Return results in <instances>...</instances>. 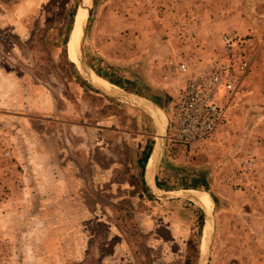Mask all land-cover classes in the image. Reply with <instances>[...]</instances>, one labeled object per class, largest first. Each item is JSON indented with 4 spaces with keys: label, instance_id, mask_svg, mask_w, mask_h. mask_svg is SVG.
<instances>
[{
    "label": "rangeland",
    "instance_id": "374dc122",
    "mask_svg": "<svg viewBox=\"0 0 264 264\" xmlns=\"http://www.w3.org/2000/svg\"><path fill=\"white\" fill-rule=\"evenodd\" d=\"M84 1L88 71L67 47L80 0H0V264H198L211 210L206 263L264 264V0ZM225 34L252 46L244 90L210 138L178 144L174 64L217 59ZM78 67L162 115L160 192L176 198L141 180L156 123Z\"/></svg>",
    "mask_w": 264,
    "mask_h": 264
},
{
    "label": "built area",
    "instance_id": "2783aa9c",
    "mask_svg": "<svg viewBox=\"0 0 264 264\" xmlns=\"http://www.w3.org/2000/svg\"><path fill=\"white\" fill-rule=\"evenodd\" d=\"M251 47L247 39L225 34L217 59L199 66L186 60L174 64L182 78L172 104V141L193 146L206 141L225 123L230 104L243 92L251 73Z\"/></svg>",
    "mask_w": 264,
    "mask_h": 264
},
{
    "label": "water",
    "instance_id": "95a60500",
    "mask_svg": "<svg viewBox=\"0 0 264 264\" xmlns=\"http://www.w3.org/2000/svg\"><path fill=\"white\" fill-rule=\"evenodd\" d=\"M79 8L80 9H82V10H86V18H84L83 20H82V24H81V26L77 29V36H76V44H77V46H78V52H79V56H81V61H82V63H83V68L85 69V70H90L89 68H88V66L86 65V62H85V60H84V49H83V46H84V38H85V31H86V27H87V22H88V18H89V9H88V7H86L85 6V4L83 3V0H80V5H79ZM77 69V68H76ZM78 72L83 76V78L85 79V81L91 86V88H93L94 90H96L97 92H99V93H101L102 95H104V96H106V97H108V98H110V99H114V100H116L117 102H120V103H122V104H126V105H129V106H131V107H134V108H136V109H138V110H141V111H143L144 113H146L150 118H151V120H153V122L154 123H156V120H154V118L152 117V115H150L149 114V112L147 111V110H145L144 108H142L141 106H139L138 105V103L134 100V99H131V98H128V97H126L124 94H122L121 95V97H117V96H112V95H110V94H107V93H105V92H103V91H100V90H98V89H96L95 87H93L91 84H90V82H89V80L87 79V77H86V75H85V73L78 67ZM158 112V111H157ZM159 113V112H158ZM159 115L161 116V119H162V121H163V124H164V129H163V132H162V136H160L159 138H158V144L156 145L155 144V146H159V148H158V151H157V158H156V160H155V163H154V166H153V176H152V178H151V180H150V185H148L147 183V186H148V188H149V190H150V192H151V194H153L156 198H158V199H162V200H170V199H172V198H176L175 196H173V195H165V194H162L161 192H160V190H159V188L157 187V185H156V182H155V177H154V170H155V167H156V164H157V162L161 159V157H162V151H163V146H164V141H165V139H164V137H165V133H166V131H167V126H166V123H165V121H164V119H163V117H162V115L159 113ZM154 150V149H153ZM152 155V154H151ZM178 197V196H177ZM180 199H183V200H189V201H191V202H193V203H195L193 200H191L186 194H184V195H182L181 197H180ZM196 204V203H195ZM198 206V205H197ZM201 209V208H200ZM202 210V209H201ZM202 212H203V210H202ZM203 214H204V216H205V219L206 220H208L207 219V217H206V215H205V213L203 212ZM213 223H214V219H213V212H212V210H211V215L209 216V222H208V224H209V233H208V235H207V238H206V242L208 243L207 245H208V247H209V245H210V241H211V236H212V233H213ZM208 247H206V253H205V255L204 256H201V259L199 260V263L198 264H207L206 262L208 261V258H207V252H208Z\"/></svg>",
    "mask_w": 264,
    "mask_h": 264
},
{
    "label": "bare ground",
    "instance_id": "6f19581e",
    "mask_svg": "<svg viewBox=\"0 0 264 264\" xmlns=\"http://www.w3.org/2000/svg\"><path fill=\"white\" fill-rule=\"evenodd\" d=\"M83 3L85 4L86 7L87 4L86 2L83 0ZM81 12L82 14L84 15L83 17L86 18V10H82L81 9ZM81 12H78L77 16H75V19H74V26H73V29L72 31L70 32V36H69V39H68V49H69V52H72V55H73V61L74 63L77 62V59H78V46L76 44V36H77V29L81 26L80 25V21L82 20L81 18ZM80 25V26H79ZM74 39V40H73ZM73 41V42H72ZM71 57V55H70ZM87 79L89 80L90 84L95 87L96 89L100 90V91H103L107 94H110L112 96H117V97H121V93L117 91V88L110 85V84H107L105 83V81H101V79L99 78H96L95 76H93L92 74L88 73L87 75ZM139 105V104H138ZM139 106H141L142 108H144L145 110H147L149 112L150 115H152L154 117V115L152 114V112L154 113V111L152 110V112L148 109L147 105H144V104H140ZM151 108V107H150ZM156 120V119H155ZM158 123V129H157V137L159 138L160 136H162V132H163V127H162V124H160V122H157ZM158 148L159 146H155V150L153 151V154L149 160V163H148V167H147V171H146V181H148L149 185H150V180L153 176V166H154V163H155V160L157 158V151H158ZM189 192V191H188ZM187 193V191L185 192ZM191 200L193 201H196L195 203L198 205V206H202L204 208V210L207 212V215L208 213L210 212L211 208H210V205L212 207V202L209 198H207L205 195H200L198 194L197 192H189L186 194ZM208 219V218H207Z\"/></svg>",
    "mask_w": 264,
    "mask_h": 264
},
{
    "label": "crops",
    "instance_id": "0c3cea01",
    "mask_svg": "<svg viewBox=\"0 0 264 264\" xmlns=\"http://www.w3.org/2000/svg\"><path fill=\"white\" fill-rule=\"evenodd\" d=\"M162 87V86H161ZM132 99V98H131ZM138 104H143V103H141V101H139V100H135ZM147 106H149L148 104H146ZM150 107V106H149ZM153 117V116H152ZM154 118V120L156 119L155 118V116L153 117ZM158 121L156 120V131H157V129H158V123H157ZM158 144V138H157V142H156V145ZM164 148H165V144H164V146H163V151H164ZM154 149H155V145H154ZM162 151V152H163ZM152 152H153V149H152ZM152 154V153H151ZM162 157H163V154H162ZM162 157H161V159L157 162V164H156V167H155V170H154V177H155V182H156V179L158 180V175H159V173H158V171H159V166L161 165V162H162ZM150 158H151V155H150V157H149V159H148V161H147V163H146V165H145V167L143 166V163H142V167H141V169H140V175H141V179L143 178V179H145V176H146V171H147V166H148V163H149V160H150ZM143 168H144V170H143ZM144 171V173H142ZM146 181V180H145ZM147 183V182H146ZM160 190V189H159Z\"/></svg>",
    "mask_w": 264,
    "mask_h": 264
},
{
    "label": "trees",
    "instance_id": "16d2710c",
    "mask_svg": "<svg viewBox=\"0 0 264 264\" xmlns=\"http://www.w3.org/2000/svg\"><path fill=\"white\" fill-rule=\"evenodd\" d=\"M104 79L107 80V78H104ZM152 149H153V147L151 145H149L148 148L144 152V156L142 158V163H143L144 167H145V165H146V163H147V161H148V159H149V157H150V155L152 153ZM143 170H144V168H143ZM142 173H144V171ZM141 180H143V178ZM156 185H157V187L159 189H163V187H164V184L162 182H160L159 180H157V179H156ZM200 219H202V218H200ZM200 226H203V221L202 220L200 221Z\"/></svg>",
    "mask_w": 264,
    "mask_h": 264
}]
</instances>
